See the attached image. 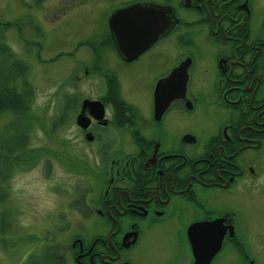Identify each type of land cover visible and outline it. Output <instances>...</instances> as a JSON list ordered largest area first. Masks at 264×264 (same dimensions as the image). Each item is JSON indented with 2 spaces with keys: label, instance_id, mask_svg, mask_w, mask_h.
<instances>
[{
  "label": "flooded vegetation",
  "instance_id": "1",
  "mask_svg": "<svg viewBox=\"0 0 264 264\" xmlns=\"http://www.w3.org/2000/svg\"><path fill=\"white\" fill-rule=\"evenodd\" d=\"M118 9L156 30L132 57L125 49L136 45L123 50L108 24ZM102 12L103 27L68 52L80 64L70 84L94 88L67 92L73 111L69 118L57 113L54 126L68 147L91 149L93 181L82 202L71 204L89 227L54 240L56 257L63 248L65 264H139L159 248L168 255L162 264H193L194 243L201 259L209 256L206 264H264L252 247L264 240V0H118ZM196 36L214 43L205 47ZM157 54L167 60L140 81ZM174 68L187 72L184 90L159 112L157 82ZM209 69L213 123L174 129L173 114L197 110L191 79ZM84 98L98 102L83 107ZM80 112L86 126L77 123Z\"/></svg>",
  "mask_w": 264,
  "mask_h": 264
},
{
  "label": "rangeland",
  "instance_id": "2",
  "mask_svg": "<svg viewBox=\"0 0 264 264\" xmlns=\"http://www.w3.org/2000/svg\"><path fill=\"white\" fill-rule=\"evenodd\" d=\"M117 1L0 0V19H17L22 24L24 39L19 37L17 27L10 25L4 29V40L20 58L30 64L28 80L34 86L31 113L36 116V120L32 121L30 145L42 147L44 151L36 162H31L32 158H29L25 164H19L9 179L7 205L12 212L14 233L5 239L6 243L0 241V264H23L28 256L40 255L48 240H67L74 231H88V223L79 217L71 204H75V198L85 191L87 182L93 181V168L88 165L91 162V149L79 144L74 148L68 147L67 143L59 141L50 126L62 95L77 89L88 93L94 88L84 80L78 85L79 88L70 84L74 67L80 64H75L74 56L68 52L80 36L91 31L95 33L103 27L100 16L102 13L106 16L107 13L102 11ZM96 38V34H93L91 40L95 42ZM25 39L33 42L39 40L42 46L39 50L34 47L28 50L24 45ZM196 39L205 47L214 43L202 42V36H196ZM177 49L173 47L174 51ZM166 60V55L157 54L152 65L139 74L140 81L151 78ZM79 74H83V69ZM213 79L211 69L203 79H191L197 110L183 116L173 114L171 125L174 129L185 125L204 129L213 123L207 118L208 112L213 110L211 98L207 95L210 87H213ZM135 97L144 102L138 94ZM214 108L217 111V107ZM4 120L5 116L0 117V125ZM73 130L64 134L70 135ZM252 203L259 205V200H253ZM69 220L72 221L71 225ZM257 229L253 227L251 236L254 238ZM162 235L167 233L163 232ZM169 238L173 240L172 233ZM252 247L261 249L264 254V240H253ZM155 250L158 253L149 250L139 264H162L168 259L162 250ZM257 253L260 256L258 259L262 261V254Z\"/></svg>",
  "mask_w": 264,
  "mask_h": 264
},
{
  "label": "trees",
  "instance_id": "3",
  "mask_svg": "<svg viewBox=\"0 0 264 264\" xmlns=\"http://www.w3.org/2000/svg\"><path fill=\"white\" fill-rule=\"evenodd\" d=\"M10 25L17 27L20 38H25L19 20L0 19V117L5 116L4 123L0 125V241L2 243H6L5 239L14 233L12 212L7 205L9 179L13 170L19 164L28 162L29 158H32L31 162H36L44 152L42 147L30 145L32 121L36 120V116L31 113L34 86L28 80L29 62L20 58L4 40V29ZM39 42V40L33 42L25 39L24 45L28 50L33 47L39 50L42 46ZM71 97H74L72 93H65L58 101L57 111L50 126L53 132L54 126L59 123L57 113H60L62 118L63 116L69 118V111H73L74 105L69 101ZM83 198L84 191L74 201L79 204ZM54 246V240H48L40 255L28 256L23 264H65L63 248H60L58 258Z\"/></svg>",
  "mask_w": 264,
  "mask_h": 264
},
{
  "label": "water",
  "instance_id": "4",
  "mask_svg": "<svg viewBox=\"0 0 264 264\" xmlns=\"http://www.w3.org/2000/svg\"><path fill=\"white\" fill-rule=\"evenodd\" d=\"M130 10H132V8H130ZM125 12H127V10L118 9L113 11L109 16L108 24L110 30L114 34L115 43L118 44L123 50L126 48L125 46L136 45L135 49H125V53L129 57H132L144 47L149 45L150 41L154 38L153 34L156 32V30L149 29V25L144 22H139L137 25H134V20H126V17L123 15ZM122 22L126 23L123 24ZM135 31L139 32L135 33ZM186 79L187 72L184 68H174L171 70L168 76L158 80L155 89V101L159 112L172 97L178 95V87L182 91L184 90ZM97 102L98 101L90 100L89 98H84L82 105L83 107L87 105L91 106ZM76 120L77 123L82 126H86L88 124V120L82 112L77 115ZM193 249L195 251V261L193 264H206L209 256L204 260L201 259L199 253L197 252V246L194 243Z\"/></svg>",
  "mask_w": 264,
  "mask_h": 264
}]
</instances>
